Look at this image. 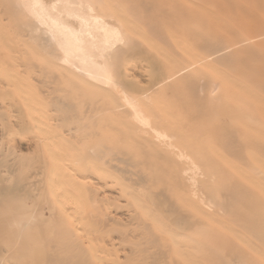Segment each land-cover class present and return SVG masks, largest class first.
I'll return each instance as SVG.
<instances>
[{"label": "bare ground", "instance_id": "6f19581e", "mask_svg": "<svg viewBox=\"0 0 264 264\" xmlns=\"http://www.w3.org/2000/svg\"><path fill=\"white\" fill-rule=\"evenodd\" d=\"M11 2L14 12L26 21L24 27L27 31V35H23L21 38L17 39H12L11 36V39L10 37L7 39L5 36L0 38L2 39L0 40V96H10L16 88L20 92L17 90L15 91L19 92V95H22V97H20L21 99H18L19 101H16L12 95L10 96V100L13 98L15 101L8 103L0 102V116L3 114L13 117V120L8 122L7 127H5L6 129L0 128V238L5 237L8 232V227L12 228L9 225H16L20 231L30 226L28 221H31L32 218H24L23 213L31 214L29 216L39 215L41 220H38L41 221L40 225H42L44 229L46 218L54 214L51 212L55 209L56 204L63 206L62 203L65 205L68 200L71 201L75 199L67 198V195L60 189L64 188L61 184H59L61 187L56 186V182L59 183V181H56V178L59 179L60 177L57 175L60 162L62 163L61 168L64 174L70 172V167H72L69 164L70 157L67 149L62 152V156L58 155L56 141L60 138L64 146L68 148L70 140L76 138L74 128L64 126V129L61 128L59 130V126L66 122L68 117L62 113L64 109L70 107L68 101H66L67 99L58 95V79L56 74L60 72H56V69L61 70L62 68V71L64 69V72H68L66 74L72 73L73 75L83 78L89 85L102 87L108 92L111 91L110 93H113L112 102L105 112L107 111L125 121L131 132L137 133L142 141L147 142L153 147V152L160 155H167L168 160L178 168L177 176L182 180L181 182L184 184L183 187H185L183 188V193L186 197L183 196V198H187V200L192 203L190 205L193 206V210H197L199 214L203 216L202 218L206 224H204L205 222L202 223L203 221H200V218L186 217L178 208H175L171 200L164 197V191H153L150 189V184L145 180V175L136 174L134 172L131 174L136 176L133 185L137 186L140 192L149 197L151 205L140 196H137L139 192L134 189V186L133 189L137 193L133 202H137V206L143 210L147 209L151 214L154 213V208L155 211L157 210L156 208H158L156 211L158 212L164 207V215H162V212H159V214L157 213L158 216L162 217L161 219H159L160 217L155 213L156 216L154 217L146 213L148 214V218L151 217V220L157 218V220H155L157 225H162L163 227L175 226L174 228L179 230V232H177L178 230L173 229V227V230L169 229L170 231H176L171 232L172 235H169L173 244L170 247L174 248L181 257H186L185 255H189V253L182 250L181 244L178 245L179 242H181L180 240H183L186 236L183 235V233L192 230L196 231V229L202 227L203 224L208 225L209 222H212L215 223L218 228L226 230L231 235H229L231 237L229 240L232 242L227 248V256L231 258L233 264H237L238 261L240 262L238 264H262L263 262L261 263V259H264V120L261 122L264 117L263 80L257 83L256 80L252 81L246 79V76L242 73L243 78L240 80L235 79L231 73L230 76L228 74L219 75L224 80V89H229V87L234 86L236 90L239 89L242 91L240 94L236 95L235 99L231 97L230 93L226 98H228L232 106L230 108L231 120H234V125H236L235 123L238 124V122H240L238 119H240L245 130L244 133L236 134L231 131L233 130L231 128L228 133L223 132L219 134L217 136L219 148L214 150L216 164L209 166L208 164H203L204 160L196 158L186 147L179 146L175 133L154 123L153 117L144 110L140 98L127 89L129 82L137 81H132L130 78L131 81L127 80V77L121 78L118 67L123 55L136 47L134 44L136 38L146 40L150 36H153V33L159 34L158 37H155L158 41L161 39V42L163 41V43H165L166 40L171 47L173 46L184 53L183 62L180 60L178 61V58L177 60L173 57L171 58L172 54L170 57L165 54V56H168L166 58L167 62H165L162 68L156 71V76L154 77L155 83L148 87L145 93L141 95L145 100L149 99L152 97L151 94L154 95L157 93L158 89H156V87L158 85L159 89L172 85L177 77L186 75L192 69L191 66H193V64L203 65L205 69V66H208L211 62L221 61V64L229 55L245 47L264 42V14L262 15L258 11L254 12L252 16H254L255 22L246 24L244 30L242 25L237 26H240L239 31L237 30L238 28L235 27V22H237L238 19L242 20V17L246 18L247 15L250 14L247 13L248 8L253 7L255 9L254 6H257V4L261 2L262 8L264 9V0H49L48 2L51 3L50 5H48L45 0H11ZM262 13H264V11ZM70 18L73 19V22H77V24L74 23L77 25V28L74 26L73 28L72 25H70ZM0 21L2 20L0 19ZM150 22L153 23L148 25ZM183 23L186 25L185 29H181ZM191 23L197 25L195 32L200 36V38L198 37L200 43L195 47L193 46L194 48L184 39L186 37H184V32L189 31L188 26ZM230 23L235 27L234 29H236L237 32L230 29ZM237 23L239 24V22ZM0 24L4 25V23ZM216 25L218 27L222 26L223 29H216ZM143 26H151L152 29H148L147 31L141 28ZM177 26L178 28H176ZM207 26H210L212 30L208 29ZM3 27H5V25L2 26V28ZM241 29L243 31L242 35L240 34ZM211 32L214 35L212 38H201L202 34H209ZM1 34L4 35L3 33ZM140 39L139 43L142 42ZM148 46L158 54L161 50L166 52L165 49H161V47L164 48V46L160 47V45L155 42H150ZM165 48L167 49V45ZM175 52L173 54H175ZM125 56H127V54ZM207 66L206 68L212 71V68L209 69ZM235 67L237 68V66ZM196 69L199 70L200 68L197 66ZM200 71L202 70H199V73ZM227 71L225 70V72ZM214 72L212 71V73ZM215 73L218 74L217 71ZM206 75L208 76L209 74L207 73ZM235 75L237 76V74ZM69 76L72 77L71 74H69ZM215 76L216 75H214V77ZM192 79L193 78H190V81H192ZM118 81H120V83H118ZM137 84L139 85V83ZM192 89L194 90V87H192ZM198 91L203 92L206 98L211 99L216 96L218 97L220 94L217 86L205 87L204 90L198 89ZM69 92H71V90H69ZM164 98L166 100V97ZM97 103L91 105L86 104L83 114L87 117H90L92 114L91 118L93 119L102 109L97 107ZM164 104L166 106V103ZM198 104L199 103H197V105ZM29 107L33 109L31 112L29 111ZM26 108H29V110ZM23 109H26L27 113L33 114L35 112L33 116H36L32 117V115L28 113L31 115L30 118L21 117L17 119L16 116L20 115ZM213 111L215 112L216 110L214 109ZM254 126L260 127L261 131H257ZM58 156L61 160H58L60 159ZM24 159H28L30 162L27 172H23L24 168L22 163L24 162L22 161ZM137 159L138 158H136V160ZM119 161L122 163L125 162L124 164L127 163L123 160ZM113 167L116 169L115 166H111V168ZM96 169L99 171L101 168L96 167ZM152 169L154 168L152 167ZM119 170L117 168L114 171L119 173ZM73 171H71V173L75 174ZM100 172L101 171H99V173ZM125 173H128V170ZM159 175H162L160 171ZM80 177L81 176L78 178ZM112 178L113 177H111V180ZM200 178H204L205 181L200 182ZM13 179L16 180L15 184L10 185ZM87 179L90 180L89 177ZM129 179L133 181L132 177ZM119 180L120 179H114V181L117 182H119ZM120 183L122 182H119V184ZM62 184L65 185L64 183ZM181 185L180 183V186ZM176 186L178 187V185ZM55 188H59L58 192H55ZM65 189L67 190L68 188ZM123 189L124 188H122V190ZM68 191L69 190H67V192L65 191V193H68ZM126 191L127 194L130 193L127 189ZM18 193H21V197L27 196L30 198L32 203L30 205L23 203L19 208H17L18 206L14 208L10 207L11 198H14V196L18 197ZM58 197H63V199L67 201L63 199L60 200ZM71 197H73V195H71ZM39 199L40 203L38 204L37 202ZM80 199H82V197ZM104 200L107 202L105 206H108L107 204L110 201L107 199ZM158 200L161 201V208H159ZM184 200L186 202V199ZM100 201L103 200L101 199ZM154 201L158 204L155 205ZM75 202L71 201L73 205ZM77 202L75 204H78ZM65 206L63 208H65ZM69 206L68 204L66 207L68 208ZM83 208L85 207L83 206ZM240 208H242V210H239ZM66 210L65 213H68V216H70V213L73 214V212L69 211L70 209ZM84 210H86V208ZM16 211H19L20 214H16ZM237 211H243L244 214L242 217L237 216ZM90 212H93V210ZM84 213L87 214L86 211ZM70 217L76 218V220L79 219L74 216ZM35 218L37 219V217ZM56 218H58V216H56ZM59 219H61V217ZM127 219L136 220L137 226L141 230H144L143 232L150 234L151 225L146 221L147 218L133 215L129 216ZM162 219H167V224L163 223V221H161ZM78 223L79 220L75 222V225H73L74 222L73 224L68 223L67 225L74 229L77 227L76 225H78ZM102 224L104 229L121 234L122 240L126 241L129 239V235H127L125 231L129 222L126 221L125 218L116 216L112 213H106L104 219H102ZM36 225H39V223ZM40 225L37 227L41 228ZM79 225L81 226V223H79ZM80 226H78L79 230ZM162 226L159 232H166L165 227L163 228ZM13 229L14 231L16 229L15 234L18 232L17 235H19V237L21 234L24 235L23 233H25V230L23 233H20L17 228ZM14 231H12V234ZM80 231L79 234H86L83 228H81ZM42 233L43 232H39L41 236ZM261 233H263V235H261ZM89 234L88 232L86 235H88L90 239L91 237ZM167 234L168 233L165 234V238L168 237ZM247 234H253V238L258 240L257 243L256 241L254 242L251 236L246 237ZM13 235L10 236L14 238L15 236ZM22 235L20 241H23L21 239L23 238ZM84 235L81 237L87 238ZM158 235L161 237L151 234L150 243L152 245L154 244L156 247L161 242L164 243L169 240L164 239L161 233ZM223 236L226 235L224 234ZM131 237L145 238L144 235L139 233ZM25 238L26 237H24V240L26 241ZM43 238H45L44 235ZM187 238L190 237L187 236ZM14 239L16 243V237ZM50 241V243L46 244L47 254L46 257H44L45 264H57L58 260L56 256L58 255H54L55 244H53V240ZM9 242L11 241L9 240ZM39 242L42 241L39 240ZM88 242L87 244L91 241ZM199 242L198 240V243ZM15 243L11 244L15 247ZM166 244L164 246H166ZM109 245H111V243ZM190 245L191 244L187 246L190 247ZM30 246H32L31 243ZM96 246L98 247L97 244ZM14 247H12V249ZM89 248L92 249V251L96 249L95 251H97V253L93 252V254L95 253L94 256L97 255V257L105 252L102 251V249H106H99V247L97 249L92 246ZM89 248L86 247L85 249ZM90 249L88 250L89 252ZM190 249L192 250L193 246L192 248L190 247L188 251H191ZM194 250L190 252V254H192L190 256H193ZM28 251H30V248ZM34 252L38 253L39 257L42 255L39 251L37 252L35 250ZM166 252L164 250H158L153 252V254H147L142 261H144L145 264H166L167 262L164 261ZM89 254L91 255V252L88 253V255ZM222 256L224 255L222 254ZM12 257L13 252L0 244V264H6L7 260ZM34 257L37 256L34 254ZM40 258L42 259V257ZM98 258L102 261H99ZM98 258L95 259L100 263L103 261L105 262L104 258ZM195 258L198 260L197 256H195ZM258 258H260V260H258ZM91 259H93V257ZM185 260H189V264L193 262L192 260L190 261V258ZM195 263L200 264V262ZM65 264L70 263L66 260ZM104 264H108V262Z\"/></svg>", "mask_w": 264, "mask_h": 264}, {"label": "rangeland", "instance_id": "374dc122", "mask_svg": "<svg viewBox=\"0 0 264 264\" xmlns=\"http://www.w3.org/2000/svg\"><path fill=\"white\" fill-rule=\"evenodd\" d=\"M45 1H47L48 5L51 4L48 2L49 0H45ZM254 7H255V9L253 7L248 8L247 13L248 14L250 13V14L247 15L246 18L242 17V20L236 19L237 22H239V24L237 22H235L236 23L235 27H237L238 25H242L243 27L242 26L241 27L244 30V28H245L244 26L246 24H252L253 22H255V18H254V16H252V15H254V12L258 11L262 15L264 14V13H262L264 11V9L262 8L261 2H260V4H257V6H254ZM5 16H7V17H5ZM0 17H1L0 19L2 20V21H0V23H4V25H5V27L2 28V26H4V25L0 24V32L4 34V35H2L0 33L1 34L0 38L5 36L7 39H9V37L11 36L12 39H17V38H21L23 35H27V31L25 30V27H24L26 21L21 16L17 15L14 12V10L12 8L11 0L10 1L9 0H0ZM4 19L7 21H5ZM69 23H70V25H72V27L74 26L75 28H77L76 27L77 22L76 21L73 22V19L70 18ZM74 23H76V24H74ZM152 23L153 22H150L148 25H151ZM231 25L232 24L230 23V29L232 31L237 32V30L238 31L240 30V26L237 27L238 29L236 30V29H234L235 27L233 26L234 23L232 26ZM196 26L197 25L195 23L194 24L191 23L188 26L189 31L184 32L185 33L184 37L186 36L184 39H186L187 43L192 48H194L195 46L198 45V43H200V40L198 39V37L200 38V36H198L195 32ZM185 27H186V25L183 23V25H181V29L182 28L185 29ZM141 28L144 30H147V31H148V29L149 30L152 29L151 26H147V27L143 26ZM176 28H178V26ZM207 28L212 30V28L210 26H207ZM207 28H204V29H207ZM216 29L221 30L223 28H222V26L218 27L216 25ZM210 34H211V36H210ZM240 34L241 35L243 34L242 29H241ZM158 36H159V34L153 33V36H150L151 38L150 37L148 38L149 40L148 39L143 40V39L139 38L140 41H142L140 43H139V39L136 38V41L134 43L136 47H134L133 50L127 51L125 53V55L127 54V56L123 55V57L119 63L118 68H119V73L121 74L120 77L121 78L127 77V80L131 79L132 81H137V82H129V85H127V87H128L127 89H128V91L137 95L140 98L144 110L153 117V121L156 125L163 126L166 129H168L169 131H171L172 133H175L177 136V139H176L177 144L179 146L186 147L189 151L192 152V154L196 158L203 159L204 160L203 164H205V165L208 164L209 166L215 165L216 163H215L214 150L215 149L217 150L219 148L218 147V141L219 140H218L217 136L223 132L228 133V131L231 128L233 129L231 131H233L236 134L244 133V130H245L241 124L242 121L240 119H238V121H240V122H238V124L235 123L236 125H234V120H231L230 108L232 106H231L230 102L228 101V98H226L229 96V93H230L231 97L235 99L236 95L240 94L242 91H240L239 89L236 90L234 88V86L229 87V89H224V85H225L224 80L219 75L220 74H228L230 76V73H231V75H233L235 77V79L240 80L241 78H243L242 74H244L246 76V79H248V80H252V81L256 80L257 83H260L262 80L264 82V46H263L264 42L245 47L244 49H241L238 52L229 55L225 61H222L221 64H220L221 61L220 62L217 61V62H211L210 64H208V66L206 65L207 67H209V69L212 68L213 72L216 70L218 72V74L215 73L216 71L214 73H212L211 69L209 71L206 68V66L204 69L203 65L193 64V66H191L192 69L186 75H184L182 77L181 76L177 77V79L175 80V82L172 85H169L168 87L165 86L161 89H159V87H158L159 85H158L156 87V89H158L157 93H155L154 95L151 94L152 97L149 98L150 100L146 99L148 101L147 102L144 98L141 97V95L143 93H145V90L148 87H150L151 85H153L155 83L154 77L156 76V71H158L160 68H162L164 66L165 62H167L166 58L168 56L170 57L172 54L171 58L173 57L175 60H177V58H178V61L180 60L181 62H183L182 60L184 59V53H182L181 50L176 49L172 46L174 48L173 49L168 44L169 42L166 40H165V43H163V41L161 42V39H159V41H158L157 38L155 39V37H158ZM213 36L214 35L211 32L209 34H202L201 38H204V39L207 37L212 38ZM11 37H10V39H11ZM3 39H5V38H3ZM0 40H2V39H0ZM150 42H155L158 45H160V47L164 46L167 42V44H166L167 49L165 48L166 45L164 46V48L161 47V49H165L166 52H169L170 54L166 53L164 50H161V52L159 53L160 55H159L156 51H153L148 46L150 44ZM241 46H243V45H241ZM137 47H138V49H137ZM174 50L176 52H179L180 54L176 53ZM174 52H175V54H173ZM165 54L168 56H165ZM131 63H134V64H131ZM189 63H192V62H189ZM197 66L200 68L199 70H202V71H200V73H199V70L196 69ZM235 66H237V68ZM59 68H61V67H59ZM225 70L226 71L228 70L229 72L228 71L225 72ZM64 71H65L64 69L62 71V68H61V70L56 69V72H60V73L56 74L57 79H58L57 80V82H58L57 83L58 95L65 97V99H67L66 101H68L70 107L64 109V111L62 113L63 115H67L68 117H67V121L64 122L63 124H61L62 127L59 126V130L61 128L64 129V126L74 128V134H75L76 138L70 140V142H69L70 144L68 145V148L64 146L63 141L60 138H59V140L56 141V150H58L57 151L59 153L58 155L62 156V152L66 151L65 149H67L69 157H70L69 158V164L72 166V167H70V169H71V170H69L70 172H67L66 174H64L62 172V168H61L62 163L59 161L60 165H59V163H58V165L60 167L58 166L59 169L57 171V175H58V177L59 176L60 177H59V179L56 178V181H59V183L56 182V186H59V187L63 186L64 188H60V189L64 192L65 195H67V198L68 199L75 198L76 202L78 201L77 203L80 206L78 204H75L76 203L75 199L71 200V201L75 202L73 205V203H71V201H69V200L67 201V200L63 199V197L62 198L58 197L60 200L63 199L64 201H67V203L71 207L69 206L67 208L66 207V206H68L67 203H65V205H66L65 206L64 203L59 201L60 203L63 204V206L56 204L55 209L51 212L54 214L51 217L46 218V223H45L44 229L42 228V225H40L41 224V221H40L41 218L39 215L38 216H33V215L29 216L31 214L22 212L24 218H27V219H29L30 217L32 218L31 221L29 220L30 223L28 221V224L30 226H27L28 228L25 227V229H24L25 233H23L24 230L20 231L16 225H13V226L9 225L12 228L8 227V232L5 235V237L0 238V244L2 246H4L5 248L10 249L13 252V257L11 259H8L6 264H45L44 257H46V254H47L46 253V244L50 243L51 242L50 240H53L54 241L53 244H55L54 255H58V256H56V258L58 260L57 264H65L66 260L69 261L70 264H102V263L104 264L105 262H108V264H113V263L114 264H145V262L142 261V259L144 257H146L147 254H150V253L153 254V252H156L158 250H164L165 252L167 251L165 259H164V261L167 262L166 264H189V260H185L187 258L188 259L190 258V261L191 260L193 261V262H190L192 264H196L195 262H197V263L200 262V264H230V263L233 264V262L231 261V258L229 256H227V253H228L227 248L232 242L229 240L231 238L230 237L231 235L226 230H224L222 228H218V226H216L215 223L209 222L208 225H204V224H206V222L202 218L203 216L200 215L197 210L196 211L193 210L194 209L193 206L190 205L192 203H190L189 200H187V198H185L186 196L183 193L184 192L183 188H185V187H183L184 184L181 182L182 180L177 176L178 175V173H177L178 168L175 167V164H172L168 160L167 155H164V154L160 155V154L153 152L152 151L153 147L150 146L147 142L142 141L139 138L137 133L131 132L129 130V126L127 125V123H125V121L118 118L117 116L112 115L111 113H109L107 111L105 112V110L111 105L110 103L112 102L113 93H110L111 91L108 92L106 89H104L102 87H94L92 85H89V83L85 82L86 80H84L83 78H80L76 75H73L72 73H69L72 75V77L74 78L73 79L72 77L69 76V74H66V73H68L67 71L66 72H64ZM207 73L209 74L208 76L206 75ZM235 74H237V76ZM214 75H216L217 77L215 76L216 77L215 78ZM205 77H206V79H205ZM190 78H193L192 81H190ZM81 79H82V81H81ZM118 83H120V81H118ZM137 83H139V85ZM140 83H141V85H140ZM191 86L194 87V90L192 89ZM209 86H212V87L217 86V89L220 92V94H219L220 96L218 95V97L216 96L217 98L214 97V98H212L213 99L212 100L211 98H206L205 95L203 94V92L198 91V89L204 90L205 87H209ZM15 90L19 91L17 88ZM15 90L12 92L13 96L11 94H10V96H12L16 101H19L18 99L20 97H22V95H19L20 91L17 92ZM69 90H71L72 93L69 92ZM10 96H0V102L1 103H8V102L15 101L13 98H11V100H10ZM164 97H166V100ZM180 97L182 100L180 99ZM196 98H197V100H196ZM105 100L107 103L105 102ZM183 101H185V102H183ZM196 102L199 104L197 105ZM93 103H97L96 104L97 107L99 109L100 108H102V109L92 119L91 118L92 114L90 115V117H87L83 114V111L86 107V104L91 105ZM164 103H166V106ZM107 104H108V106H107ZM211 105H212V107H211ZM177 107H179V108H177ZM29 108H26V109L29 110ZM26 109H23L22 113L20 115H17L16 118L17 119H20L21 117L22 118H30L31 115H32V117L36 116V115L33 116V114L35 112L33 114L28 112L29 114H31V115H29L26 112L27 111ZM214 109L216 110L215 112L213 111ZM31 110H33V109L30 108L29 111L31 112ZM103 110H104V112H103ZM187 111H188V113H187ZM1 115L2 116H0V128L6 129L5 127H7L8 122H11V120H13V117L9 116V115H3V114H1ZM263 120H264V117L262 118L261 122ZM196 124H197V126H196ZM255 128L257 131H261L260 127L257 126ZM184 129H185V131H184ZM256 133H258V132H256ZM193 134H194V136H193ZM123 151H124V153H123ZM145 152L149 155V157ZM60 153H61V155H60ZM136 158H138V159L136 160ZM58 160H61V158ZM119 160L126 161L127 163L124 164L125 162L122 163ZM22 162H24V163H22L23 168H24L23 172H27L30 162L28 159H24ZM24 165H27V166H24ZM95 166L98 168H101L100 170L98 169L99 171H101L100 172L101 175H100L99 171H97ZM111 166H115L116 169L118 168V170L120 168V170H119L120 172L118 171L119 173H117L116 171H114L116 169L114 167L111 168ZM152 167L154 169H152ZM127 170H128V173H125ZM152 170H154L155 172ZM168 170H170V171H168ZM71 171H73L75 174L71 173ZM112 171H114V172H112ZM159 171H160V174H162L161 176L159 175ZM132 172H134L136 174L145 175V177H146L145 180L150 184L149 188L152 189L153 191H164V193H165L164 197L171 200L172 204L175 206V208H178L183 214H185L186 217H188V218H200V221H203L202 223L205 222L203 224V226L200 227L199 229H196V231L192 230V231H186L185 232L189 235L183 233V235H186L185 236L186 239L184 238L183 240H180L181 242H179L178 245L181 244L182 250H185L189 253V255H187V254L185 255L186 257H183V256L181 257V255H179V253H177L174 250V248L170 247L173 244L171 242L172 239L170 238L169 235H172L171 232H176L175 230L174 231H170V230L177 229V228H174L175 226H166V227L164 226L166 232L164 230H163L164 232H162V231L159 232L161 230L160 227L162 225L161 226L157 225V223L155 221V220H157V218L155 217L156 219L151 220V217L148 218V216H147L148 214H151V213H149V211L147 209L143 210L142 208L137 206L138 205L137 202H133L136 198L135 197L136 193L139 192L137 194V196H140L142 199L146 200L149 204L151 203L149 200V197H147L146 194L140 192L138 190L137 186L133 185L135 182L136 176L131 175V174H133ZM166 174H168V175H166ZM116 175H118V176H116ZM79 176H81V177L78 178ZM85 177H87V178L89 177L90 180L85 178ZM111 177H113L115 180L120 179L119 182H122V183L119 184V182L114 181L113 178L111 180ZM130 177L133 178V181L129 179ZM81 178L86 179V180H83ZM126 179H128V180H126ZM15 181L16 180L13 179L10 182V185H14ZM91 181H93V182H91ZM168 181H170V182H168ZM199 181L204 182L205 179L200 178ZM62 183H64L65 185H63ZM180 183L182 184L181 186H180ZM59 184H61V186ZM169 184H172V185H169ZM176 185H178V187H180V188H178ZM128 186H130V187H128ZM133 186L137 192L133 189ZM65 188H68L67 189V190H69L68 193H65V191L67 192V190ZM101 188H102V191H101ZM122 188H124L125 190L124 189L122 190ZM58 189H56L55 192H58ZM63 189H65V190H63ZM126 189L131 194L130 193L127 194ZM70 191L73 193H71ZM103 191L105 192V194ZM18 194H19L18 197L14 196V198H11L10 207L14 208V207L18 206L17 208H19L21 205H23V203L26 205H30L32 203V200L30 198H28L27 196H23V194H22L23 197H21V195H20L21 193H18ZM71 195H73V197H71ZM130 195H132V196H130ZM141 195H143V196H141ZM118 196H120V197H118ZM183 196H185V197L183 198ZM81 197H82V199H80ZM101 199L103 201H100ZM104 199H107L110 201L107 204L108 206H105L107 202ZM131 199H133V200H131ZM184 199H186V202ZM155 201H154V204L155 205L158 204V203H155ZM158 202H159V204H158L159 208H161V201L158 200ZM37 203L38 204L40 203V199L38 200ZM88 204H89V206H88ZM64 206L67 210L70 209L69 211L73 212V214L70 213V216L78 217L79 219L76 220V218L68 216L67 215L68 213L67 214L65 213L66 209L63 208ZM73 206H74V208H73ZM83 206L86 208V210H84L85 208H83ZM190 206H192V207H190ZM150 207H152V206H150ZM163 208L160 209L162 211L159 210L158 212H156L158 210V208H156L157 209L156 211L154 208L153 211L156 215H157V213L159 214V212H162V215H164V211H163L164 209ZM108 209H110L112 212ZM82 210L84 212L86 211L87 214H85ZM92 210H93V212H90ZM120 210H122V211H120ZM239 210H242V208H240ZM143 211H145V212H143ZM106 213L107 214L112 213L116 216H121V217L125 218L126 221L129 222V224H127V226L125 228L127 235H129L128 240H126V241L122 240L121 234H119L117 232H114V231H111L108 229H104L103 224H102V219H104V216ZM146 213H148V214H146ZM154 213L151 214L152 217L156 216ZM236 213H237V216H239V217H242V215L244 214L243 211H237ZM236 213H235V215H236ZM10 214H12V213H10ZM16 214L19 215L20 214L19 211H16ZM59 215H60L61 219H59L60 218ZM91 215H93V216H91ZM95 215H96V218H95ZM133 215L141 216L142 218H147L146 221L151 225L150 234L143 232L144 230H141L137 226L136 220L127 219L129 216H133ZM56 216H58V218H56ZM35 217H37V219ZM158 217H160V216H158ZM33 218H35V219H33ZM161 218L162 217H160L159 219H161ZM38 219H40V220H38ZM72 219H74V220H72ZM78 220H79V223H81V226L78 223V225H76L77 227L74 226L75 228L73 229V227L71 228L67 225L68 223L73 224V222H74L73 225H75V222H77ZM161 221H163V223H166V224L168 222L167 219L166 220L162 219ZM38 223L42 229L37 227V226H39V225H36ZM153 225L154 226L156 225V226L154 227ZM78 226H80V230H81V228H83L85 230L84 232L86 234L88 232L90 233L89 236L91 237L90 238L91 240L88 238V235H86V234L84 235L83 233H82V235L86 236L87 238L81 237L82 235L79 234V232H81V231L78 229L79 228ZM29 227H31V228H29ZM167 227H169V228H167ZM172 227H173V229H172ZM13 228H17V230H19L20 233L24 234V235L21 234L23 237L21 239L23 241H20L21 235L19 237V235H17L18 232H17V234H15L16 229L14 231ZM56 228H59V229H56ZM157 228H159V229H157ZM156 230H158V231H156ZM12 231H14L13 234H15V235L12 234ZM27 231L32 233V234L28 233ZM39 232H43L42 236L39 234ZM177 232H179V230ZM138 233L144 235L145 238L142 239V237H136V238L131 237V236L138 235ZM157 233L158 234L161 233V235L164 239H169V240H167L168 242L167 241L164 243L161 242L160 243L161 245L158 244L157 247L154 244L152 245L150 243L151 242V234L159 236ZM166 233H168L167 238H165ZM222 233H223V235L225 234L226 236H223ZM28 234L32 235V236H29ZM10 235H13L16 237V240H17L16 243H15V239H14L15 237L13 238ZM43 235L45 236V238H43ZM261 235H263V233H261ZM187 236L192 238V239L187 238ZM248 236H251L253 238V234H247L246 237H248ZM257 236H260V235H257ZM24 237H26L25 238L26 241L24 240ZM159 237H161V236H159ZM193 238H195V239H193ZM86 239H87V242L91 241L90 243L89 242L88 243L93 248H97V249H98V247H99V249L106 248V249H102V251H105L106 253L103 252L102 255L100 254V256H98V257L104 258L105 262L103 261L100 263L99 261H102V260H100V258H98L97 255H95L96 257L94 256V254L97 253V251H95L96 249H93V251H92V249L89 248L90 246H89V244H87ZM94 239H96V240H94ZM197 239L200 241L199 243H198ZM9 240L11 242H9ZM39 240H41L42 242H39ZM80 240H81V242H80ZM113 240H115V241L117 240V241L115 242ZM93 241H95V242H93ZM255 241L257 243L258 240L254 239V242ZM11 243H15L16 248ZM21 243L23 246L21 245ZM30 243L32 246H30ZM44 243H45V246H44ZM110 243H111L112 247H111V245H109ZM236 243H238V242H236ZM96 244L98 245V247L96 246ZM165 244H166V246H164ZM189 244H191L190 245L191 248L193 246L192 250L195 249L193 251L194 257L190 256V255H192V254H190V252L192 250L190 249L191 251H188L190 247H188L187 245H189ZM20 245H21V247H20ZM12 247H14V248L12 249ZM28 247L30 248V251H28L29 250ZM76 247H78V248H76ZM86 247H88L90 249L91 255H93V256H91L90 254L88 255V253H90V252L88 251L89 249H85ZM35 250L37 252L39 251L40 253H42V255L40 254L41 255L40 257H42V259L39 257L38 253L34 252ZM213 250H215V251H213ZM224 250H225V252H224ZM93 252H95V253L93 254ZM99 253H101V252H99ZM225 253H226V255H225ZM18 254H21V255H18ZM34 254H35V256L38 257V259H37V257H34ZM222 254L224 256H222ZM125 255H127V256H125ZM195 256H197L198 260L195 258ZM16 257L20 260H18ZM92 257H93V259H91ZM191 257H192V259H191ZM95 258H98L99 261ZM229 260H230V262H229ZM258 260H260V258H258ZM262 262L264 263L263 258L261 259V263ZM238 263H240V262L238 261ZM234 264H236V263H234Z\"/></svg>", "mask_w": 264, "mask_h": 264}]
</instances>
